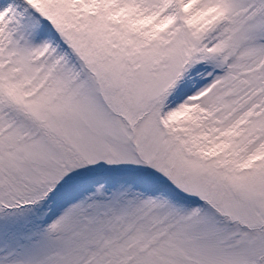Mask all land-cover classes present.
<instances>
[{
	"label": "snow or ice",
	"instance_id": "snow-or-ice-1",
	"mask_svg": "<svg viewBox=\"0 0 264 264\" xmlns=\"http://www.w3.org/2000/svg\"><path fill=\"white\" fill-rule=\"evenodd\" d=\"M0 264H264V0H0Z\"/></svg>",
	"mask_w": 264,
	"mask_h": 264
}]
</instances>
